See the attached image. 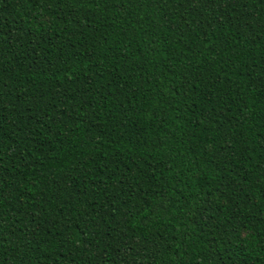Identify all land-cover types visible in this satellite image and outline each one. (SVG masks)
I'll list each match as a JSON object with an SVG mask.
<instances>
[{
  "label": "trees",
  "instance_id": "1",
  "mask_svg": "<svg viewBox=\"0 0 264 264\" xmlns=\"http://www.w3.org/2000/svg\"><path fill=\"white\" fill-rule=\"evenodd\" d=\"M0 264H264V0H0Z\"/></svg>",
  "mask_w": 264,
  "mask_h": 264
}]
</instances>
